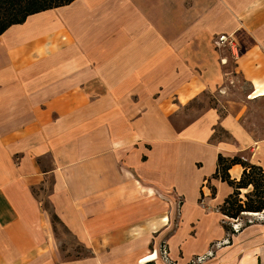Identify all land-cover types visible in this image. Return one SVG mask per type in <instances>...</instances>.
<instances>
[{"label":"crops","instance_id":"0c3cea01","mask_svg":"<svg viewBox=\"0 0 264 264\" xmlns=\"http://www.w3.org/2000/svg\"><path fill=\"white\" fill-rule=\"evenodd\" d=\"M222 57L264 97V0H74L1 33L0 264H170L163 241L175 264H264V223L230 235L212 178L219 153L264 170V138L214 108L173 123ZM49 210L85 254L63 255Z\"/></svg>","mask_w":264,"mask_h":264},{"label":"rangeland","instance_id":"374dc122","mask_svg":"<svg viewBox=\"0 0 264 264\" xmlns=\"http://www.w3.org/2000/svg\"><path fill=\"white\" fill-rule=\"evenodd\" d=\"M223 70L227 75V79L222 84V86L215 91H204L198 99L191 101L189 104L181 108V110L173 116V123L175 125V128H182L191 121L195 120L202 112H204L208 108H214L217 109L218 113L221 116L227 113L238 114L239 120L243 127L247 130V132H249V134L255 140L263 139L264 97L258 99H249V96L252 93V88L243 78L234 73L233 62L228 61V63L223 66ZM213 136L215 138L214 142L220 140H231L230 135L225 130H223L220 125H215L213 127ZM242 154L245 155V157L249 156V153L246 152ZM242 193H245V190L242 191ZM41 200L44 206L51 208L45 195L41 197ZM263 217L264 213L256 216L244 215L241 216L239 220L228 219L227 223L230 226V230L228 231V233L232 235L241 232L245 228L243 226L246 222L250 223L249 225L255 223H264ZM209 221L212 222L214 226H216V219L214 217H211ZM55 232L57 233L59 238H61L60 248L64 256L74 254L82 255L86 253V251L75 242L73 237L69 235L64 227L59 223L55 224ZM163 246H165V249L168 252L167 245L165 241H163V243L159 247V258H162L164 254ZM215 246L219 247L222 246V244L217 245V243H215ZM204 258L205 259L203 262L207 261L209 257L206 256ZM167 262L169 263L170 261L168 260Z\"/></svg>","mask_w":264,"mask_h":264},{"label":"trees","instance_id":"16d2710c","mask_svg":"<svg viewBox=\"0 0 264 264\" xmlns=\"http://www.w3.org/2000/svg\"><path fill=\"white\" fill-rule=\"evenodd\" d=\"M74 0H0V34L13 24L22 23L34 13L47 9L67 5ZM214 136L211 141L214 142ZM240 164L243 168L238 180L232 179L229 169ZM212 178L220 179L233 188L223 203L218 207L225 217L223 227L229 231L227 220H239L241 216L261 213L264 211V170L261 166L251 163L245 155L224 156L219 153L217 166ZM211 194L215 196V188L210 187ZM245 190V193L242 191ZM50 219L55 226L61 224L57 215L49 210ZM227 219V220H226ZM250 223L246 222L243 227Z\"/></svg>","mask_w":264,"mask_h":264},{"label":"built area","instance_id":"2783aa9c","mask_svg":"<svg viewBox=\"0 0 264 264\" xmlns=\"http://www.w3.org/2000/svg\"><path fill=\"white\" fill-rule=\"evenodd\" d=\"M215 44H216V46L217 47H221V48H226V49H228V50H230V51H232V54L234 55V56H236V54H237V52L236 51H234V49H235V40H234V38H233V36L231 35V34H222V35H220V36H218L216 39H215ZM227 62H228V59H227V57H222L221 58V63L224 65V64H227ZM264 212V211H263ZM262 213V212H261ZM260 213V214H261ZM252 215H254V214H252ZM259 215V214H258ZM218 245V244H217ZM163 249H164V254H163V256H162V259L165 261V262H167L169 259H168V252L166 251V249H165V246H163ZM204 257H206V256H204ZM204 257H201V256H199V257H197L196 259H195V261H193V262H203L204 261ZM155 259H156V257L155 258H153L152 260H154L155 261ZM170 264H171V262H169Z\"/></svg>","mask_w":264,"mask_h":264},{"label":"bare ground","instance_id":"6f19581e","mask_svg":"<svg viewBox=\"0 0 264 264\" xmlns=\"http://www.w3.org/2000/svg\"><path fill=\"white\" fill-rule=\"evenodd\" d=\"M254 215H258L259 213H253Z\"/></svg>","mask_w":264,"mask_h":264}]
</instances>
